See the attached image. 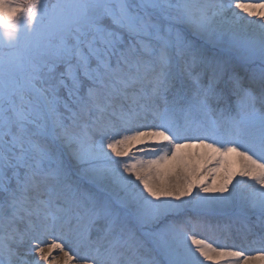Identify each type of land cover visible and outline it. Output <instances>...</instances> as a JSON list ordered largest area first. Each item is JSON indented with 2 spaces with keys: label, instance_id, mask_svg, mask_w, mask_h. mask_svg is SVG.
Segmentation results:
<instances>
[{
  "label": "snow or ice",
  "instance_id": "6c2138e0",
  "mask_svg": "<svg viewBox=\"0 0 264 264\" xmlns=\"http://www.w3.org/2000/svg\"><path fill=\"white\" fill-rule=\"evenodd\" d=\"M0 34V264H161L138 229L264 264V0H0Z\"/></svg>",
  "mask_w": 264,
  "mask_h": 264
},
{
  "label": "bare ground",
  "instance_id": "6f19581e",
  "mask_svg": "<svg viewBox=\"0 0 264 264\" xmlns=\"http://www.w3.org/2000/svg\"><path fill=\"white\" fill-rule=\"evenodd\" d=\"M234 11H238V10H234ZM4 39L5 38L3 37V35L0 34V42H3ZM241 73L243 74V71H241ZM190 151L198 152L200 150L199 149H192ZM208 167H211V165H205L204 169H202V170H206ZM222 177H223V172H221L219 174V178H222ZM219 178H218V182H219ZM205 179H206V181H211L212 180V176L211 175H206ZM208 219H209V221L212 224L219 223L221 225H227L230 228V230L232 231L233 234H236L238 231H240L243 228V218L240 217L233 210H226V211H224L222 213L215 214V215L209 217ZM132 227H135V226H132ZM148 231H149V229H138L136 231V235L140 234L141 236H143L144 241L150 245L149 249L145 248L144 246L141 248V255L144 256V257H148L150 255L154 256L155 259L160 261L161 264H162V259L163 258L161 256L157 255L155 253V251L153 250V245L151 243L150 237L147 235ZM204 235L211 236L212 233L208 232V231H205Z\"/></svg>",
  "mask_w": 264,
  "mask_h": 264
},
{
  "label": "rangeland",
  "instance_id": "374dc122",
  "mask_svg": "<svg viewBox=\"0 0 264 264\" xmlns=\"http://www.w3.org/2000/svg\"><path fill=\"white\" fill-rule=\"evenodd\" d=\"M239 70H241V71L244 72V69H242V68L239 69ZM137 237H138V240L141 241V243H143V246H144L145 248H148V249L150 248V245L144 241L143 236H141L140 234H137Z\"/></svg>",
  "mask_w": 264,
  "mask_h": 264
}]
</instances>
